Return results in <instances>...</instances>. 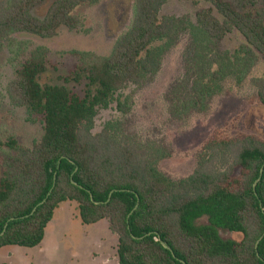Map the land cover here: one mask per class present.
Returning <instances> with one entry per match:
<instances>
[{
	"label": "trees",
	"instance_id": "16d2710c",
	"mask_svg": "<svg viewBox=\"0 0 264 264\" xmlns=\"http://www.w3.org/2000/svg\"><path fill=\"white\" fill-rule=\"evenodd\" d=\"M42 1L0 4V49L15 33L51 38L61 27L76 29V9L99 0H51L39 17L32 10ZM167 1L133 0L130 24L109 52L74 51L77 62L62 83L40 82L48 68L43 45L17 63L4 94L26 121L40 123V135L29 146L0 138V248L39 245L55 210L72 201L82 224L107 220L118 264H264V139L212 137L193 171L172 178L160 169L169 154L156 141L127 133L117 119L93 130L99 109L129 110L124 88L158 71L179 32L190 38V62L170 90V117L205 112L226 82L248 80L264 105L257 0L240 9L228 0H186L197 6L194 21L162 14ZM233 32L243 41L232 50L216 45ZM259 58L263 70L251 76ZM70 82L82 86L80 93Z\"/></svg>",
	"mask_w": 264,
	"mask_h": 264
},
{
	"label": "rangeland",
	"instance_id": "374dc122",
	"mask_svg": "<svg viewBox=\"0 0 264 264\" xmlns=\"http://www.w3.org/2000/svg\"><path fill=\"white\" fill-rule=\"evenodd\" d=\"M4 0H0V4ZM236 9L249 4V0H228ZM51 0H43L32 12L42 16ZM133 0H99L84 3L75 13L80 25L73 30L61 27L51 38H40L26 33L8 37L0 49V138H15L29 146L40 135V123L25 119V111L10 103L5 87L15 66L30 50L38 45L48 49V68L40 76L41 83H62L77 62L74 51L107 54L115 39L130 24ZM202 5V4H201ZM204 5V4H203ZM249 6V5H248ZM264 20V0L253 6ZM197 6L186 0H168L162 14L174 15L194 21ZM243 38L236 32L216 45L232 50ZM186 32H179L161 58L158 71L148 75L139 85H127L123 93L129 95V110L121 114L114 105L97 111L94 118L96 132L105 121L117 119L127 133L141 140H153L169 154L160 163L162 172L172 178L190 174L203 144L212 137L224 138L240 134L264 139V105H261L247 80L241 86L226 82L224 90L213 96L205 112L193 111L182 119L170 117L167 100L171 88L184 74L189 62L191 44ZM263 70L262 59L257 60L251 76ZM68 87L80 93L81 85L74 82ZM51 228V232L50 231ZM46 230L50 238L35 247L5 246L0 248V263L7 264H117L115 248L117 237L108 228L107 220L82 224L76 205L65 201L55 211ZM46 231V232H47ZM238 238L235 233H222Z\"/></svg>",
	"mask_w": 264,
	"mask_h": 264
},
{
	"label": "water",
	"instance_id": "95a60500",
	"mask_svg": "<svg viewBox=\"0 0 264 264\" xmlns=\"http://www.w3.org/2000/svg\"><path fill=\"white\" fill-rule=\"evenodd\" d=\"M263 165H264V164H263ZM261 171H262V168H261ZM260 173H261V172H260ZM72 182L74 183V181H72ZM255 182H256V181H255ZM111 193H112V191L109 193V196L111 195ZM47 195H48V194H47ZM44 200H45V199L41 200L37 205H39L40 203H42ZM95 202H97V201H95ZM37 205H36V206H37ZM36 206L33 208V210L36 208ZM135 207H136V205H135ZM2 232H3V231H2ZM2 232H1V233H2ZM154 239H155V240H159L163 246L167 247L166 244H165V243L159 238V236L155 235Z\"/></svg>",
	"mask_w": 264,
	"mask_h": 264
},
{
	"label": "crops",
	"instance_id": "0c3cea01",
	"mask_svg": "<svg viewBox=\"0 0 264 264\" xmlns=\"http://www.w3.org/2000/svg\"><path fill=\"white\" fill-rule=\"evenodd\" d=\"M59 206H60V205H59ZM58 208H59V207H58ZM58 208H57V209H58ZM57 209H56V210H57ZM56 210H55V211H56ZM54 215H55V212H54ZM54 215H53V218H54ZM53 218H52V219H53ZM52 219L47 223V226H48V224L52 221ZM47 226H46V228H47ZM46 228H45V232H44V237H47V240H48V239L50 238V235H48V231L46 230ZM46 231H47V232H46ZM49 232H51V228H50V231H49ZM44 237H43V239H44ZM53 237H54V235H52L51 238H53ZM51 238H50V239H51ZM43 239H42V241H43ZM42 241H41V242H42ZM24 264H27V263H24ZM117 264H118V261H117Z\"/></svg>",
	"mask_w": 264,
	"mask_h": 264
}]
</instances>
